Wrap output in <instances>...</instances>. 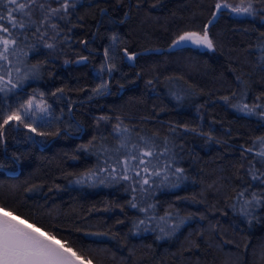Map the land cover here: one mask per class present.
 I'll use <instances>...</instances> for the list:
<instances>
[{"label": "trees", "instance_id": "16d2710c", "mask_svg": "<svg viewBox=\"0 0 264 264\" xmlns=\"http://www.w3.org/2000/svg\"><path fill=\"white\" fill-rule=\"evenodd\" d=\"M218 1L252 10L214 19ZM16 16L0 125L22 122L0 127V205L93 264H264V202L245 204L264 198V0H37ZM205 26L212 48H171Z\"/></svg>", "mask_w": 264, "mask_h": 264}, {"label": "snow or ice", "instance_id": "6c2138e0", "mask_svg": "<svg viewBox=\"0 0 264 264\" xmlns=\"http://www.w3.org/2000/svg\"><path fill=\"white\" fill-rule=\"evenodd\" d=\"M36 5L37 0H6V7H11H7V15L0 13V61L8 60L10 45L14 46L16 43L15 39L9 38L12 36L9 28L25 27L17 19L16 13L31 15V11ZM62 7L67 9L68 4L65 3ZM39 8L43 9L44 5L39 4ZM216 8L218 11H223L228 8V5L226 3H218ZM232 10L238 13H250L252 9L251 5H249L246 8H233ZM49 11L55 15L60 9H49ZM215 16L216 13H213L214 19ZM5 21L8 26H5ZM212 22L210 20L209 24ZM188 40H194L197 44H205L208 48L213 47L212 41L208 36L207 26H205L203 36L195 32H188L180 36L177 41H174V45ZM135 55L133 53L128 58L132 59ZM0 67H2V64H0ZM2 79V76H0V82H2ZM9 84H11V80H8L7 83L3 84V87H0V92L5 91ZM100 87L103 88L104 86ZM27 104L28 107L24 109L25 115H27L28 110L32 107V101L29 100ZM244 110L252 113L255 111V108L245 106ZM41 111H45V109H41ZM261 115H264V113H261ZM11 120H20L22 122L21 116L13 113L3 121V125H7ZM3 125H0V127H3ZM25 126L30 127L27 124ZM32 131H36V129L32 128ZM260 140L264 142V137L260 138ZM145 155L151 156L153 153L148 151ZM260 155L264 156V151ZM257 179L259 177L253 176V180ZM145 183H147V180H145ZM261 202H264V198L257 199V194L253 193L252 200L246 201L245 204H259ZM245 214L247 213L245 212ZM0 264H85V261L71 247H66L64 242L57 241L54 235L44 234L43 230L38 229L36 225L30 227L26 222L14 218L13 213L5 209L4 211H0Z\"/></svg>", "mask_w": 264, "mask_h": 264}, {"label": "rangeland", "instance_id": "374dc122", "mask_svg": "<svg viewBox=\"0 0 264 264\" xmlns=\"http://www.w3.org/2000/svg\"><path fill=\"white\" fill-rule=\"evenodd\" d=\"M224 4L226 3L228 5V8L226 9L229 13H231L232 16L235 17H246L248 15H250L249 13H238V12H234L232 9L233 8H246L245 4H240V3H230V2H225V1H218L217 4ZM221 11H218L216 8V15H218ZM31 100L32 101V107L28 110L27 115H25L24 109L28 107L27 102ZM25 106L23 107V114L26 118H28L29 121L32 122H37V121H42L45 116L47 115V106L45 105L44 100H42L39 97L33 96L29 99ZM245 106H247L249 108V106L243 102L240 101L236 104V108L241 111V112H247L245 111ZM41 109H45V111H41Z\"/></svg>", "mask_w": 264, "mask_h": 264}, {"label": "water", "instance_id": "95a60500", "mask_svg": "<svg viewBox=\"0 0 264 264\" xmlns=\"http://www.w3.org/2000/svg\"><path fill=\"white\" fill-rule=\"evenodd\" d=\"M104 13H107V9H103L102 10V14H104ZM100 23V22H99ZM99 23H98V25H99ZM177 41V40H176ZM195 42H194V40H188V41H184V42H180L178 45H174V43L172 44V46H171V48L172 49H176V48H180V47H182V46H184V45H188V44H194ZM161 51V50H160ZM133 54V53H132ZM134 54H136L135 56H137L138 55V52H135ZM131 54H128V56H127V58L130 56ZM135 56H134V58H135ZM134 58H132V59H129V60H131V61H133L134 60ZM88 58H86V57H82V58H77V59H75L74 60V63H79V62H82V61H86ZM95 72H96V70H95ZM262 113H264V111L262 112ZM264 116V115H263ZM7 172H9V173H16L17 171L16 170H7ZM5 209H7V208H5V207H3V206H1L0 205V211H4ZM7 211L8 212H11V213H13V215H14V218H16V219H20V220H22V222H26L30 227L32 226V225H36V227L38 228V229H42L43 230V233L44 234H50V233H48L43 227H41V226H39V225H37L36 223H34V222H32L31 220H29L28 218H26V217H23L22 215H20V214H18V213H15L14 211H11V210H9V209H7ZM52 235V234H51ZM55 236V235H54ZM56 237V239H57V241H62V242H64L62 239H60L59 237H57V236H55ZM65 243V242H64ZM65 246L66 247H70L69 245H67L66 243H65ZM72 248V247H71ZM73 249V248H72ZM73 251H74V249H73ZM75 252V251H74ZM79 255V254H78ZM80 256V258L81 259H83L84 261H85V264H93L92 262H90L89 260H87L86 258H84L83 256H81V255H79Z\"/></svg>", "mask_w": 264, "mask_h": 264}, {"label": "bare ground", "instance_id": "6f19581e", "mask_svg": "<svg viewBox=\"0 0 264 264\" xmlns=\"http://www.w3.org/2000/svg\"><path fill=\"white\" fill-rule=\"evenodd\" d=\"M131 61V60H130Z\"/></svg>", "mask_w": 264, "mask_h": 264}]
</instances>
